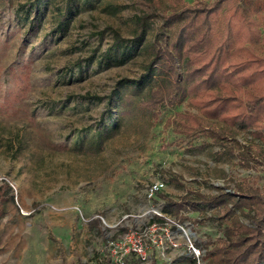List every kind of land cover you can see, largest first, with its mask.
Returning <instances> with one entry per match:
<instances>
[{
	"label": "rangeland",
	"instance_id": "374dc122",
	"mask_svg": "<svg viewBox=\"0 0 264 264\" xmlns=\"http://www.w3.org/2000/svg\"><path fill=\"white\" fill-rule=\"evenodd\" d=\"M178 4L0 0V183H9L13 191L0 218V264H118L109 243L128 230L147 227L151 217L145 213L151 207L186 225L191 241L204 250L202 244L221 237L229 220L220 219L212 203L199 204L198 210L186 206L178 214L167 211V199L177 202L186 191L212 197L234 190L237 183L264 193V164L243 168L237 157L220 155L203 133L185 138L173 127L164 128L177 111L197 113L186 101L162 109L153 120L141 104L147 83L137 91L124 87L122 93L135 95L114 100L117 81L144 77L160 15ZM251 7L247 11L259 23L254 48L264 55V5L258 11ZM143 12L158 18L148 25L140 44L123 63L100 64L114 33L131 43L134 21ZM151 79L168 84L167 77L156 72ZM123 110L128 113L119 114ZM104 125L113 131L102 149L85 152L89 145L94 147ZM251 133L237 127L236 139L264 150V129L261 137ZM203 143L206 146L199 147ZM158 181L165 185L159 194L166 199L156 195L150 200L146 190ZM240 220L252 222L244 216ZM170 225L178 246L163 241L162 250L148 244V264H198L186 239ZM125 257V263L137 264L135 257ZM206 262L204 257L199 264Z\"/></svg>",
	"mask_w": 264,
	"mask_h": 264
},
{
	"label": "trees",
	"instance_id": "16d2710c",
	"mask_svg": "<svg viewBox=\"0 0 264 264\" xmlns=\"http://www.w3.org/2000/svg\"><path fill=\"white\" fill-rule=\"evenodd\" d=\"M193 1L179 0L178 8L163 10L162 23L150 45L152 60L144 77L117 81L112 91L114 100L135 95L122 93L124 87L137 91L147 83L149 89L141 104L151 112L153 120L159 119L162 109L186 101L197 113L177 111L166 119L164 128L173 127L175 133L185 138L203 133L219 147L220 155L237 157L243 168L260 166L264 164V150L243 145L236 139L237 127L252 130L251 134L256 137H261L260 130L264 129V55L254 48L259 40V23L253 12L247 11L250 0ZM254 2L253 10L263 8L262 0ZM157 18L153 12L137 16L129 45L114 33L113 43L99 58V63H123L140 44L148 25ZM37 27L38 21L32 27L34 35ZM261 44L264 46V39ZM155 72L158 76L165 75L168 84L163 86L152 80ZM23 82L18 83L25 88ZM125 113L128 111L119 112ZM201 117L222 126L206 124ZM112 131L113 127L104 125L94 147L89 145L85 152H99ZM205 146L203 143L199 147ZM173 177L177 182V175ZM157 195L166 199L164 195ZM12 196L9 183L1 182L0 218L7 199ZM166 201L165 210L176 214L186 206L198 210L199 204L212 203L218 217L229 220L221 237L202 244L206 264H264V193L257 187L237 183L234 190L216 196L186 191L179 201ZM240 216L251 219V224L243 223ZM153 220L163 221L157 217Z\"/></svg>",
	"mask_w": 264,
	"mask_h": 264
},
{
	"label": "built area",
	"instance_id": "2783aa9c",
	"mask_svg": "<svg viewBox=\"0 0 264 264\" xmlns=\"http://www.w3.org/2000/svg\"><path fill=\"white\" fill-rule=\"evenodd\" d=\"M164 188V183L159 181L150 185L146 190L148 199H153ZM145 214H150L151 217V221L147 227L128 230L109 243L113 252L119 257L117 260L118 264H127L125 263V256L128 255L135 257L137 264H148L150 261L148 244L151 245V247L164 250L165 247L162 245L163 241H169L171 247H177L179 243L175 240L170 231V224L175 225L177 233H180L184 239H186L187 250L194 261L199 264L204 255V250L196 247L191 241L189 237L191 232L186 225L170 220L162 213L161 208L158 207H151ZM156 217L163 219V221L158 222L157 220H153Z\"/></svg>",
	"mask_w": 264,
	"mask_h": 264
}]
</instances>
